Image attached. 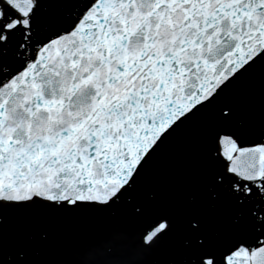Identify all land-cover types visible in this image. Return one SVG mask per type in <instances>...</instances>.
I'll list each match as a JSON object with an SVG mask.
<instances>
[{"label":"snow or ice","instance_id":"obj_1","mask_svg":"<svg viewBox=\"0 0 264 264\" xmlns=\"http://www.w3.org/2000/svg\"><path fill=\"white\" fill-rule=\"evenodd\" d=\"M193 132L192 195L144 199ZM90 214L135 230L112 264H264V0H0V264Z\"/></svg>","mask_w":264,"mask_h":264}]
</instances>
